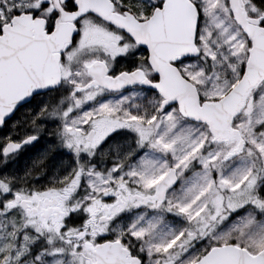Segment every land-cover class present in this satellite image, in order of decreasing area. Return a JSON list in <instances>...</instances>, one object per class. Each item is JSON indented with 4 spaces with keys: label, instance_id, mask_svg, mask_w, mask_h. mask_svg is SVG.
Wrapping results in <instances>:
<instances>
[{
    "label": "snow or ice",
    "instance_id": "1",
    "mask_svg": "<svg viewBox=\"0 0 264 264\" xmlns=\"http://www.w3.org/2000/svg\"><path fill=\"white\" fill-rule=\"evenodd\" d=\"M0 264H264V0H0Z\"/></svg>",
    "mask_w": 264,
    "mask_h": 264
}]
</instances>
